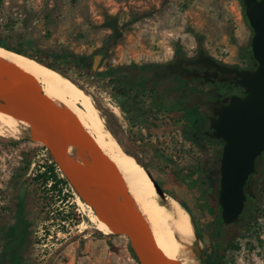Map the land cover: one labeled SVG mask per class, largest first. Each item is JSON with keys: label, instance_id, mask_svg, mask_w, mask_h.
<instances>
[{"label": "rangeland", "instance_id": "374dc122", "mask_svg": "<svg viewBox=\"0 0 264 264\" xmlns=\"http://www.w3.org/2000/svg\"><path fill=\"white\" fill-rule=\"evenodd\" d=\"M252 36L240 0H0V40L38 55L62 56L53 61L89 91L53 67L80 89L70 85L68 96L87 112L88 120L90 109L103 122L117 146L130 151L134 141L146 137L142 122L148 118L141 115L148 111H130L134 106L127 109L131 99L122 94L121 84L110 80L111 68L132 62L166 64L177 47L192 50L198 44L234 60ZM70 52L87 56L92 64L96 54L103 53L96 70L102 73L91 75L77 69L66 60ZM44 92L48 96L46 86ZM96 102L109 115L103 116ZM110 114L121 125L117 131L123 145L107 126ZM166 142L164 136L159 143ZM49 157L46 145L32 136L16 139L0 134V264H11L5 254L12 249L22 218L29 223L19 250L23 264H141L127 236L100 231L104 227L91 205L77 198L78 191L69 181L40 177ZM141 159L166 194L181 204L198 201L194 187L173 176L166 159L150 155ZM56 173L66 178L60 167ZM259 201L261 213L256 218H262L264 234V198ZM186 206L195 225L197 250L206 256L210 247L205 225Z\"/></svg>", "mask_w": 264, "mask_h": 264}, {"label": "flooded vegetation", "instance_id": "af4514ba", "mask_svg": "<svg viewBox=\"0 0 264 264\" xmlns=\"http://www.w3.org/2000/svg\"><path fill=\"white\" fill-rule=\"evenodd\" d=\"M240 1L245 8L244 0ZM256 60L252 38L250 44L234 60L217 56L201 44L192 50L177 47L166 64H160L158 69L152 66L154 73L148 80L154 79L155 84L167 80L170 87L166 90H147L146 93L150 97L155 93H166V104L159 106L154 112L148 110V113L141 115L148 118L142 122L146 137L132 143L134 149L131 152L135 157L150 155L153 158L166 159L167 169L173 176L189 175V185L198 184L193 189L198 201L189 200L188 203L183 200V203L189 205L199 221L205 225L204 232L210 247L205 256L207 264L264 262L263 222L261 217L256 218L257 213H261L257 204L260 202L264 166L247 183L248 198L239 220L230 224L224 223L219 194L221 160L226 141L215 136L216 129L212 126V118L217 116V108L230 102L235 95L245 97L248 93L238 83L236 73L224 72L211 63L222 66L227 64L239 69H255ZM169 63L177 72L166 69ZM182 69L189 70L187 77L182 76ZM148 100H153V97ZM164 136L167 137V142L160 144ZM153 141L156 143L153 144ZM118 147L127 152L123 146ZM152 149L157 152L146 153ZM226 248H229L230 255Z\"/></svg>", "mask_w": 264, "mask_h": 264}, {"label": "water", "instance_id": "95a60500", "mask_svg": "<svg viewBox=\"0 0 264 264\" xmlns=\"http://www.w3.org/2000/svg\"><path fill=\"white\" fill-rule=\"evenodd\" d=\"M244 2L253 29L252 48L257 67L239 69L211 63L224 72L236 73L238 83L248 93L245 97L233 96L230 102L216 109L217 116L212 118L215 136L226 141L221 160L219 194L221 215L226 224L239 220L248 198L247 183L264 166V0ZM103 55L96 54L94 71L98 69ZM166 69L177 72L171 63L166 65ZM188 72V69H182L181 74L187 77ZM0 108L33 120V137L46 145L68 181L113 227L114 232L129 238L141 264H165L161 250L130 199H119L118 188L107 175H98L66 151L68 134L63 121L39 81L27 73L11 72L7 78L0 80ZM73 140L80 142L76 137ZM91 149L93 156L103 155L96 152L94 145ZM148 172L158 192L166 194L155 176ZM123 192L128 196V192ZM202 257L207 264L205 255Z\"/></svg>", "mask_w": 264, "mask_h": 264}, {"label": "bare ground", "instance_id": "6f19581e", "mask_svg": "<svg viewBox=\"0 0 264 264\" xmlns=\"http://www.w3.org/2000/svg\"><path fill=\"white\" fill-rule=\"evenodd\" d=\"M11 72L30 74L39 81L43 90L46 86L47 97L59 112L68 134L66 151L98 175H107L118 188L119 199H130L161 250L165 264H205L197 250L196 229L190 212L173 196L158 192L148 169L114 143L103 122L90 109V121L87 119V112L68 96L70 85L78 88L72 81L38 59L0 45V80ZM33 128V120L0 108V134H9L16 139L33 137ZM97 128L102 130L108 141ZM74 137L80 142H75ZM93 145L102 156H93ZM123 191L128 192V196ZM91 207L102 226L113 233V227Z\"/></svg>", "mask_w": 264, "mask_h": 264}, {"label": "trees", "instance_id": "16d2710c", "mask_svg": "<svg viewBox=\"0 0 264 264\" xmlns=\"http://www.w3.org/2000/svg\"><path fill=\"white\" fill-rule=\"evenodd\" d=\"M0 45L7 46L9 48H12V49L20 52V53L27 54L31 57H34V58L38 59L40 62L47 64L51 67L57 68L58 70L63 72L65 75L71 77L67 71H65L63 68H61L60 66H58L54 62V61H57L59 59V57L61 58L62 56H59V55L54 54L52 52H43L41 55H38V54L30 52L24 48H18V47L10 46V45L4 43V41H2V40H0ZM67 55L68 56L66 57V60L71 65H74L77 69L82 70V71H86L87 73H89L91 75H98V74L102 73L99 71H94L93 64L91 62H89V58L87 56L77 55V54L72 53V52L68 53ZM152 66H155V69H158L160 64L159 63L138 64L136 62H132V63L121 64L117 67H113L110 69V71L113 75L110 78V80H112L113 82H117V83L121 84L122 86H121L120 90H121L122 94L127 96L129 99H131L129 101L130 106H127V109L130 110V109H132V106H134V108L132 110H130L132 112H134V111L138 112L140 110H142V111H148V110L155 111V109L158 108L159 106L166 104V102H165L167 99L166 93H155L151 96V97H153V100H148L151 97L149 96V93H146L147 90H154V89L155 90L156 89L166 90L168 87H170V85H167V80H165V81L162 80V82H160L159 84H155L154 79L148 80V78H150V76H152V74L154 73V69ZM71 78L77 84H79L81 87H83L85 91H87L89 93L87 88L82 86L73 77H71ZM96 105L101 110V113L103 116L106 117L107 115H109L108 113H106V109L101 104L96 102ZM138 116H139V114H137L136 117H138ZM110 121H111V123H108L107 126L111 130V132H113V134L120 141V139L118 137L117 128H121V125L119 124L118 119L115 118V116H113V114H110ZM121 144L123 145L122 142H121ZM123 147L125 148V150L128 153L133 154L124 145H123ZM49 154H50V157L48 160V164L46 166V170L40 174V177H43L46 180L49 178H52V179H55V182H68L67 178H58V174L56 173V170L59 169V166L56 163V161L54 160L50 151H49ZM136 158L148 169V171H150L154 175L151 168L149 167V165L144 160H142L140 157H136ZM50 172H51V174H49ZM180 178L185 180V181H188L187 179H189V175H183ZM197 186H198V184H192V187H197ZM77 194H78V197H77L78 199L84 200L79 193H77ZM262 198H264V177L262 178V183H261V188H260V199H262ZM182 204L184 206H186L185 203L182 202ZM258 210H261V209L258 208ZM92 212H93V210H92ZM18 226L19 227H18L17 232H16V237L14 240H12V243L13 244L15 243V244L13 245L11 243L10 247L12 249L10 251L7 250L6 254H5L6 259L11 264H23L21 262L22 258H21V255L19 253V250L22 247V244L25 241L26 235L28 233L29 223L27 221H24V219L22 218L20 220ZM100 231H102L105 234H111L110 232H108L104 228H101Z\"/></svg>", "mask_w": 264, "mask_h": 264}]
</instances>
